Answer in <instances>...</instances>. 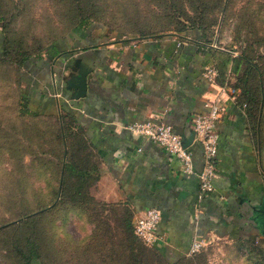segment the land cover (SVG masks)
I'll return each mask as SVG.
<instances>
[{"label": "crops", "instance_id": "0c3cea01", "mask_svg": "<svg viewBox=\"0 0 264 264\" xmlns=\"http://www.w3.org/2000/svg\"><path fill=\"white\" fill-rule=\"evenodd\" d=\"M212 41L186 32L108 37L87 26L70 30L40 58L23 64L20 92L27 107L52 118L72 114V129L87 156L82 164L94 173L86 183L91 189H85L90 201L71 210L89 219L87 234L98 238L89 244L93 253L85 264H123L116 252L131 254L130 221L146 206L159 211L160 237L146 245L133 235L164 264L188 255L194 237L222 242L216 248L222 257L211 264H264V162L243 104L226 101L217 122L212 189L201 199L196 176L201 148L195 138L187 146L192 171L185 173L174 155L125 128L150 119L187 135L192 114L206 111L205 102L217 88L203 76L216 60ZM78 61L89 71L85 94L75 99L64 75ZM75 137H67L69 147ZM251 242L256 254L248 253Z\"/></svg>", "mask_w": 264, "mask_h": 264}, {"label": "rangeland", "instance_id": "374dc122", "mask_svg": "<svg viewBox=\"0 0 264 264\" xmlns=\"http://www.w3.org/2000/svg\"><path fill=\"white\" fill-rule=\"evenodd\" d=\"M80 8L90 14L89 29L108 37L185 34L178 30L181 26L202 21L206 36L217 46L216 81L229 88L233 101L238 94L234 84L240 85L245 66L240 53L255 60L252 64L264 88V0H0L10 49L0 63V264H24L22 252L28 246L38 252L41 264H85L93 253L89 244L98 241L87 234L89 219L71 209L66 212L62 205L49 206L57 184L54 118L18 109L23 68L15 64L18 52L42 56L54 38L67 35ZM260 132L264 136V123ZM260 148L264 162V137ZM83 152L75 151L74 157L87 158ZM127 242L131 254L142 249L147 264H164L133 234ZM217 247L222 248V242L205 241L177 264H211V259L222 257ZM131 254L117 251L116 258L129 264Z\"/></svg>", "mask_w": 264, "mask_h": 264}, {"label": "trees", "instance_id": "16d2710c", "mask_svg": "<svg viewBox=\"0 0 264 264\" xmlns=\"http://www.w3.org/2000/svg\"><path fill=\"white\" fill-rule=\"evenodd\" d=\"M75 15L76 18L71 23L72 26L70 27V30L91 26L92 20H90V14L87 12V10L85 11L84 9H81ZM2 20L3 17L0 14V63H3L5 61V57L10 51L8 46V39L6 38L7 36L4 31V23L2 22ZM185 27L186 26H181L178 30H185V32L188 34L191 33L194 35H199L202 40L210 42V38L207 37L204 32L205 30L202 26V21H195L194 25L193 23H191L189 27ZM61 36L54 38L51 43L53 44L54 41L59 39ZM221 37L222 35L219 29L216 38L219 40V38ZM213 41H215V39ZM51 43L49 46L52 45ZM18 54L19 56L15 60V64L18 67L22 66V64H24L31 58L30 54L27 53L19 51ZM40 56V54L34 53L32 57L40 58ZM238 57L243 59L245 66L242 75L239 77L240 85L237 86L236 84H234L237 87L236 89L238 90L236 98L237 100L235 102L244 105V114L246 115L248 122L250 123L252 134L253 136H256V138L258 137L261 143L264 137L260 132L261 128H263L264 123V88L258 81V73L256 72L257 70L254 69L256 64L254 62L255 60L248 57L247 54L243 53H240ZM253 62L255 64H252ZM253 76H255V79L254 82H251L250 79ZM17 95L19 101L18 109L20 112L42 117L48 115L47 113H41L38 110H32L27 107V97L20 92V86L18 88ZM72 119H74V117L67 111H63L62 113L58 114V116H55L54 121L56 127L55 132L52 136V138L55 140L54 142L57 148V152L52 154L57 165V171L55 173L57 184L55 188H53L54 194L57 196V200L51 203L50 207L62 205L66 212L70 209L77 210V208L79 207L82 208L83 203L87 205L86 202H89L90 198L87 196V193L85 191V183L87 179L94 178V173H92L89 168L82 164L84 159L79 160L77 156L74 157V152L83 147V140L80 137H75V134H77V132H74L72 129ZM69 135L75 137L70 144V147L74 145L75 148H73L71 151L67 140V137ZM81 210L83 211V209ZM33 215L29 217H32ZM26 217L24 218V221ZM19 221H22V219H20ZM249 247L250 249L248 253H255L257 246L255 244H252L251 242V244H249ZM37 254L38 252L35 250V248L28 246L26 250L22 252L21 259L23 260L24 264H33L34 260L39 262ZM260 254L263 255L262 252ZM131 256L132 263L130 264H147L142 249H139L137 252L135 251V253H132ZM176 261L172 262L171 264H174Z\"/></svg>", "mask_w": 264, "mask_h": 264}, {"label": "built area", "instance_id": "2783aa9c", "mask_svg": "<svg viewBox=\"0 0 264 264\" xmlns=\"http://www.w3.org/2000/svg\"><path fill=\"white\" fill-rule=\"evenodd\" d=\"M217 69L214 65L203 70V76L217 86L212 97L207 98L206 111L194 113L191 116L193 137L201 148V167L197 171V195L201 199L212 189V179L215 173V151L217 138V122L225 111L226 101L233 100V94L228 87L216 81ZM131 133L141 135L161 146L169 154L174 155L181 166V171H192L190 152L182 143V135L175 132L171 125L161 121L144 119L125 124ZM139 149V148H137ZM159 211L155 206H146L135 211L131 219V228L144 244L152 245L160 236L156 232L159 221ZM205 244V240L194 237L191 240L187 254L192 253Z\"/></svg>", "mask_w": 264, "mask_h": 264}, {"label": "water", "instance_id": "95a60500", "mask_svg": "<svg viewBox=\"0 0 264 264\" xmlns=\"http://www.w3.org/2000/svg\"><path fill=\"white\" fill-rule=\"evenodd\" d=\"M71 69V67H70ZM89 71V67L81 62H77L76 68L72 72L68 73L65 78V88L70 90L71 98H79L84 96L86 89V74ZM193 130L191 129L187 135L182 136V143L184 146H188L193 137Z\"/></svg>", "mask_w": 264, "mask_h": 264}]
</instances>
